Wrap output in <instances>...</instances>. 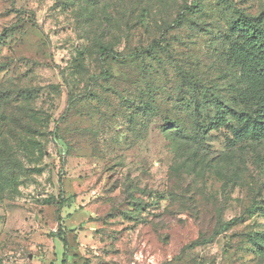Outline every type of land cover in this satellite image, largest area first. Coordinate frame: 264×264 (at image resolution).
Returning a JSON list of instances; mask_svg holds the SVG:
<instances>
[{
    "label": "rangeland",
    "instance_id": "374dc122",
    "mask_svg": "<svg viewBox=\"0 0 264 264\" xmlns=\"http://www.w3.org/2000/svg\"><path fill=\"white\" fill-rule=\"evenodd\" d=\"M255 27L264 0H0V264H264Z\"/></svg>",
    "mask_w": 264,
    "mask_h": 264
},
{
    "label": "trees",
    "instance_id": "16d2710c",
    "mask_svg": "<svg viewBox=\"0 0 264 264\" xmlns=\"http://www.w3.org/2000/svg\"><path fill=\"white\" fill-rule=\"evenodd\" d=\"M247 28L248 27L246 24H240L239 25V29L242 32H246ZM249 41L253 44V48L257 52H260L262 55H264V33L261 32L260 28H258V27L254 28V30L250 34ZM236 222H237L236 220H232L228 224L223 225L221 228V232H225V230H227V228L235 225Z\"/></svg>",
    "mask_w": 264,
    "mask_h": 264
}]
</instances>
